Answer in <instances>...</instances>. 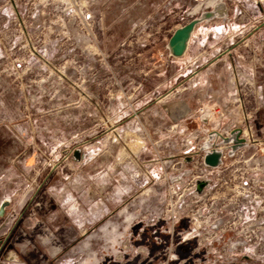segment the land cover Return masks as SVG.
I'll return each mask as SVG.
<instances>
[{
	"label": "rangeland",
	"instance_id": "obj_1",
	"mask_svg": "<svg viewBox=\"0 0 264 264\" xmlns=\"http://www.w3.org/2000/svg\"><path fill=\"white\" fill-rule=\"evenodd\" d=\"M1 147L0 264H264V0H0Z\"/></svg>",
	"mask_w": 264,
	"mask_h": 264
},
{
	"label": "water",
	"instance_id": "obj_2",
	"mask_svg": "<svg viewBox=\"0 0 264 264\" xmlns=\"http://www.w3.org/2000/svg\"><path fill=\"white\" fill-rule=\"evenodd\" d=\"M224 14H225L224 5L220 3L217 4L211 11L203 12L202 14H200L199 17L193 18L182 27L177 28L168 39L166 45L169 56L172 58H181L185 54L188 48V44L194 32L195 27L215 17H223ZM214 135L218 136L223 143L231 144L230 148L232 151L236 150L237 148L245 144V139L243 138V131L241 129H234L233 131H231L229 138H225L217 133ZM211 136L209 137V140L211 139ZM213 146L214 145L212 144L205 145L206 151L203 156V164L209 168L218 167L222 158V152L216 146L215 147ZM199 187H201V184L199 185ZM5 204L7 205L8 202H4L1 205L0 211Z\"/></svg>",
	"mask_w": 264,
	"mask_h": 264
},
{
	"label": "crops",
	"instance_id": "obj_3",
	"mask_svg": "<svg viewBox=\"0 0 264 264\" xmlns=\"http://www.w3.org/2000/svg\"><path fill=\"white\" fill-rule=\"evenodd\" d=\"M189 21H190V20H189ZM189 21H188V22H189ZM185 24H186V23H185ZM185 24H184V25H185ZM201 25H203V24H199V25H197V26L195 27L194 32H193V34H192V36H191L190 42H191V40H192V37H193L195 31L197 30V28L201 27ZM182 26H183V25H179V26H177V27L173 30V32H174L177 28H180V27H182ZM190 42H189V43H190ZM188 45H189V44H188ZM235 45H236V44H235ZM235 45H234V46H235ZM188 47H189V46H188ZM187 51H188V48H187L185 54H184L181 58H170L169 63H171V64H177V63H179L180 61H182V60L186 57ZM221 62H228V64H230V65H231V64H237V63L239 64V63H240L239 60H235V59H234V57L232 56L230 50H227L226 53L219 54L218 56H215L212 60H209V63H210V64H213V65H216V64L221 63ZM0 152L3 153L2 147L0 148ZM0 163H2V162H0ZM0 202H2V203H4V202H8V203H9L10 200L7 198V199H4V200H1Z\"/></svg>",
	"mask_w": 264,
	"mask_h": 264
},
{
	"label": "flooded vegetation",
	"instance_id": "obj_4",
	"mask_svg": "<svg viewBox=\"0 0 264 264\" xmlns=\"http://www.w3.org/2000/svg\"><path fill=\"white\" fill-rule=\"evenodd\" d=\"M154 233L156 234V231H154ZM166 243H167L166 239L160 234L153 237V245H154L153 248H160V249L164 248V249H166V247L163 246V245H166Z\"/></svg>",
	"mask_w": 264,
	"mask_h": 264
},
{
	"label": "built area",
	"instance_id": "obj_5",
	"mask_svg": "<svg viewBox=\"0 0 264 264\" xmlns=\"http://www.w3.org/2000/svg\"><path fill=\"white\" fill-rule=\"evenodd\" d=\"M203 156H204V155H203ZM221 161H222V158H221ZM220 164H221V162H220ZM220 164H219V165H220ZM202 165H203L204 168H207V169H212V170L217 169V167H216V168H209V167H206V166L203 164V157H202ZM218 167H219V166H218ZM203 186H204L203 183L201 184V187L198 186V187H197V191H198V192L202 191L201 189H202ZM200 188H201V189H200Z\"/></svg>",
	"mask_w": 264,
	"mask_h": 264
},
{
	"label": "bare ground",
	"instance_id": "obj_6",
	"mask_svg": "<svg viewBox=\"0 0 264 264\" xmlns=\"http://www.w3.org/2000/svg\"><path fill=\"white\" fill-rule=\"evenodd\" d=\"M225 134H226V133L223 132V135H222V136L225 137V138H229V137H230V132H229V135H228V136H225Z\"/></svg>",
	"mask_w": 264,
	"mask_h": 264
}]
</instances>
